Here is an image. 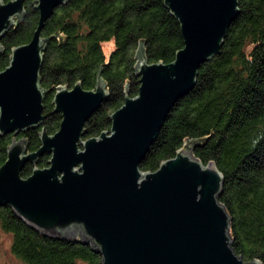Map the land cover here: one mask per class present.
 Returning <instances> with one entry per match:
<instances>
[{
    "label": "water",
    "instance_id": "water-1",
    "mask_svg": "<svg viewBox=\"0 0 264 264\" xmlns=\"http://www.w3.org/2000/svg\"><path fill=\"white\" fill-rule=\"evenodd\" d=\"M38 24L29 41L13 45L9 63L0 69V133L39 126L46 117L41 84L46 20L68 0H37ZM181 23L184 45L171 61L150 62L139 37L138 93L127 92L111 113L110 128L86 137L89 117L109 95L102 62L94 87L59 83L53 111L62 113L59 128L39 131L41 145L28 148L27 136L7 145L0 165V203H8L43 232L92 242L102 264H263L245 260L232 245L231 215L219 195L224 174L214 159L195 155L196 137L184 135L176 155L155 170L141 162L175 102L196 83L200 65L221 50L239 0H165ZM26 14L25 0H0V52L5 33ZM15 27V26H14ZM60 29V28H59ZM108 61L109 56H106ZM51 154L46 166L23 167Z\"/></svg>",
    "mask_w": 264,
    "mask_h": 264
},
{
    "label": "trees",
    "instance_id": "trees-1",
    "mask_svg": "<svg viewBox=\"0 0 264 264\" xmlns=\"http://www.w3.org/2000/svg\"><path fill=\"white\" fill-rule=\"evenodd\" d=\"M239 5L221 50L200 65L195 85L169 111L141 168L155 170L176 155L184 135L208 134L213 126L193 151L205 163L214 159L224 174L219 198L231 215L234 249L245 260L257 257L264 264V0H239ZM25 7L26 14L1 39L0 69L9 63L12 46L29 41L38 24L34 1L25 0ZM55 30L59 33L51 36ZM42 32L51 36L40 72L41 84L51 86L44 98L46 117L42 125L0 133V165L13 135L27 136L28 148L34 150L42 143L39 131L44 124L50 132L59 128L62 113L51 110L57 84L73 86L81 78L84 87H94L102 62L110 92L87 120L86 137L100 134L110 128L111 113L124 102L127 76V92L138 93L139 37H146L150 62L171 61L184 45L181 23L165 0H68L55 8ZM106 40H113L109 53ZM50 156L45 152L28 161L23 175L34 166L48 165ZM0 227L11 233V249L23 264H102L103 253L91 241L43 232L8 203H0Z\"/></svg>",
    "mask_w": 264,
    "mask_h": 264
},
{
    "label": "rangeland",
    "instance_id": "rangeland-1",
    "mask_svg": "<svg viewBox=\"0 0 264 264\" xmlns=\"http://www.w3.org/2000/svg\"><path fill=\"white\" fill-rule=\"evenodd\" d=\"M113 40L104 42L105 49L110 52ZM11 233L0 227V264H23L11 249Z\"/></svg>",
    "mask_w": 264,
    "mask_h": 264
}]
</instances>
